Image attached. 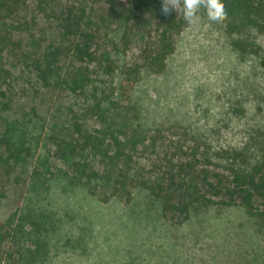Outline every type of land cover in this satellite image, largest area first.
Segmentation results:
<instances>
[{"label":"rangeland","instance_id":"374dc122","mask_svg":"<svg viewBox=\"0 0 264 264\" xmlns=\"http://www.w3.org/2000/svg\"><path fill=\"white\" fill-rule=\"evenodd\" d=\"M39 1L26 0L21 15L6 20L10 24H0L6 36L3 46L7 48L6 68L11 72L10 90L15 96L13 109L6 115L11 118L14 112L16 115L29 112L38 103L41 111L42 106L55 101L57 106L52 113L25 118L29 128L27 144L32 148L27 165L30 171H16L10 179L1 176L0 220L6 221L32 205L54 217L59 231L52 235L54 247L46 264H214L213 261L221 260L223 257L213 251V226L217 220L220 226L227 223V218L237 221L234 215H239L240 210L224 211L219 217L218 212L215 217L202 215L196 221L183 222L182 218L163 211L166 204L162 197L179 195L169 186L172 177L180 179L178 166L186 161L194 162L197 169H219L227 166L230 153L248 150L256 154L263 147L264 69L260 55L233 44L238 40L251 41L261 48L262 54L264 35L253 32L247 38L239 36L227 27L225 20L211 25L202 9L198 24L186 23L181 34L176 35L175 51L163 72L142 68L140 75L124 86L119 85V77L118 87H121L116 97L120 121L127 123L129 135L138 137L135 150L131 151L130 169L139 187L128 204L115 199L103 203L90 196L84 186L69 183L59 172L62 161L54 154L47 159L53 174L31 180V171L42 169L41 161L48 153L49 147L43 141L47 135L45 128L49 131L52 123L62 125L68 109L78 112L83 107L81 99L69 97L67 92L47 91L36 80L33 60L60 41V22L54 17H58L69 0L50 2L45 6L47 12L38 10ZM117 1L123 3L122 11L129 5V0ZM226 1L230 0L221 3ZM95 2L100 15L108 13L105 5ZM138 3L139 0H132V4ZM176 12L183 17L182 0H176ZM139 18L137 13L130 21L138 23ZM144 26L149 28L148 23ZM141 27L133 29V40L122 61L131 64L136 58L142 62L141 49L149 35ZM155 35L152 32L153 38ZM70 55L66 49L63 59L68 61ZM4 117L2 114L0 119ZM88 127L95 129L99 125L89 121ZM143 182L147 187L141 186ZM29 201L32 204L28 205ZM198 220L203 224L202 235L196 232L200 227L194 222ZM245 223L241 219L232 226V235L235 231L245 232L246 229H241ZM82 237L89 247L84 245L79 251L74 245ZM254 238L258 237L254 235ZM246 247L248 250L251 245ZM235 248L232 243L233 254ZM229 249L227 246L222 251ZM10 254H14L11 246L0 243V264H14ZM227 260L234 261L231 257Z\"/></svg>","mask_w":264,"mask_h":264},{"label":"trees","instance_id":"16d2710c","mask_svg":"<svg viewBox=\"0 0 264 264\" xmlns=\"http://www.w3.org/2000/svg\"><path fill=\"white\" fill-rule=\"evenodd\" d=\"M25 2L0 0V24H7L9 18L21 15ZM50 2L54 0H40L38 10L47 12L45 6ZM99 2L106 6L107 14L98 13L95 0H69L58 17H54L60 22V41L41 51L33 60L36 80L43 89L60 94L67 92V96L81 99L83 107L78 112L68 109L62 125L52 123L49 131L48 127L45 128L47 135L43 141L49 147L46 148L48 153L41 161L42 169L31 171V180L53 174L47 159L54 154L62 161L59 172L69 183L84 186L90 196L103 203L115 199L128 204L139 187L130 169L131 151L135 150L138 137L129 135L127 123L120 121L116 91L140 75L142 68L163 72L166 61L175 51V37L181 34L187 22L176 11L163 15L161 0H139L136 5L129 0L123 11V3L119 4L117 0H97ZM223 6L230 30L246 38L253 32L264 35V0H230ZM137 13L141 17L137 19L138 23L130 21L131 17H137ZM145 23L149 28L144 26ZM140 27L149 35L141 49L139 59L142 62L136 58L131 64L122 61L133 40V29ZM152 32L157 34L155 40ZM5 38L0 29V117L5 115L3 120L0 119V181L1 176L10 179L19 170L29 173L27 165L32 148L27 144L29 128L25 118L52 113L57 106L55 101L42 106L41 111L38 103L29 112L24 111L20 115L14 112L11 118L6 115L13 109L15 96L10 90L11 72L6 68ZM246 43L238 40L233 45L241 50L250 48L251 53L260 55V65L264 69V52L261 54V48L255 43ZM64 44L68 47H63ZM66 49L71 53L68 61L63 59ZM89 121H95L99 127L90 129ZM255 152L230 153L226 158L229 160L226 161L227 166L219 169H197L194 162L186 161L178 166L180 179L172 177L169 186L173 193L179 192V195L162 197L166 204L163 211L182 218L183 222L196 221L195 218L202 215L219 217L221 212L240 210L239 215H234L237 221L227 218V223L220 226L217 220L213 226L215 239L220 240L216 243L214 239L213 251L223 257L213 261L214 264H264V145ZM141 186L147 187V184L143 182ZM30 204L32 202L29 201ZM229 215L232 216L231 213ZM241 219L246 221L241 225V229L246 231H235L232 235V226ZM194 223L200 227L196 232L204 234L202 222ZM58 231L55 218L32 205L6 221L0 220V243L11 246L14 254L9 258L14 260V264H46L54 247L51 239ZM253 234L258 238L255 239ZM175 240L179 241L178 238ZM225 242L228 244L223 245ZM232 243L236 245V256L232 251L234 247L231 249ZM246 244L251 245L248 250L245 249ZM84 245L88 246L82 237L74 247L82 251ZM227 246L230 249L222 251ZM229 257L234 261L229 262Z\"/></svg>","mask_w":264,"mask_h":264},{"label":"clouds","instance_id":"9594fccd","mask_svg":"<svg viewBox=\"0 0 264 264\" xmlns=\"http://www.w3.org/2000/svg\"><path fill=\"white\" fill-rule=\"evenodd\" d=\"M161 2L163 15L168 16L176 11V0H161ZM202 9L211 25H219L226 19L227 13L221 0H182L183 17L190 26L198 24Z\"/></svg>","mask_w":264,"mask_h":264}]
</instances>
